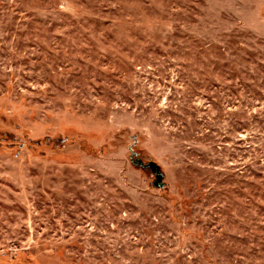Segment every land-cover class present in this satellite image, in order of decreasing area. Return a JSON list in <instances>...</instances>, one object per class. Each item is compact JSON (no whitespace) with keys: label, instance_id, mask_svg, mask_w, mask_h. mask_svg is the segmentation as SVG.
<instances>
[{"label":"rangeland","instance_id":"1","mask_svg":"<svg viewBox=\"0 0 264 264\" xmlns=\"http://www.w3.org/2000/svg\"><path fill=\"white\" fill-rule=\"evenodd\" d=\"M0 264H264V0H0Z\"/></svg>","mask_w":264,"mask_h":264},{"label":"water","instance_id":"2","mask_svg":"<svg viewBox=\"0 0 264 264\" xmlns=\"http://www.w3.org/2000/svg\"><path fill=\"white\" fill-rule=\"evenodd\" d=\"M134 155H137V153L133 152L131 155V158L134 160ZM135 164L140 165L142 168L150 169L152 173L155 175V180L153 182V185L157 188H162L166 185L165 182V174L161 169L160 164H158L154 160H149L148 162H145L143 159L137 157L136 160L133 161Z\"/></svg>","mask_w":264,"mask_h":264}]
</instances>
